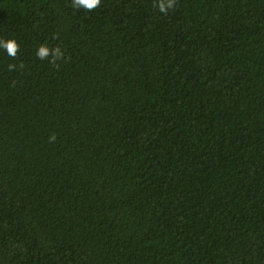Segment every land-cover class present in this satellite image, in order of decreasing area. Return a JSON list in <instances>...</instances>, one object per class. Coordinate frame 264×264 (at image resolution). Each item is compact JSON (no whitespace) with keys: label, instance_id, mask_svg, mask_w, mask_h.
Returning a JSON list of instances; mask_svg holds the SVG:
<instances>
[{"label":"trees","instance_id":"obj_1","mask_svg":"<svg viewBox=\"0 0 264 264\" xmlns=\"http://www.w3.org/2000/svg\"><path fill=\"white\" fill-rule=\"evenodd\" d=\"M156 2L0 0V264H264V0Z\"/></svg>","mask_w":264,"mask_h":264},{"label":"clouds","instance_id":"obj_2","mask_svg":"<svg viewBox=\"0 0 264 264\" xmlns=\"http://www.w3.org/2000/svg\"><path fill=\"white\" fill-rule=\"evenodd\" d=\"M177 0H158V2L154 3V7L158 8L161 13L167 14L170 9H174ZM102 4V0H72V7L75 9L83 8L86 11H93L100 7ZM0 49H3L6 54L11 58H16L19 51L20 45L15 39H0ZM65 53L61 50L59 46L55 48H49L46 44L40 45L36 50V56L40 60H49V62L58 66L57 61L64 59ZM51 58V59H49ZM20 69L24 68L23 63L19 65ZM17 65L9 64L8 70L14 71L16 70ZM56 139L55 135L50 137V141H54Z\"/></svg>","mask_w":264,"mask_h":264}]
</instances>
